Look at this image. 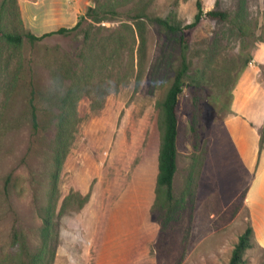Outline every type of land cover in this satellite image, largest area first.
<instances>
[{
    "label": "rangeland",
    "instance_id": "1",
    "mask_svg": "<svg viewBox=\"0 0 264 264\" xmlns=\"http://www.w3.org/2000/svg\"><path fill=\"white\" fill-rule=\"evenodd\" d=\"M89 7L70 35L4 37L72 27ZM218 7L227 20L204 18L190 34L169 204L156 188L161 103L181 48L179 33L153 18L190 23L197 0H0V264H229L249 225L244 264H264V225L242 199L256 172L225 125L264 40V2ZM47 206L53 230L44 232Z\"/></svg>",
    "mask_w": 264,
    "mask_h": 264
},
{
    "label": "trees",
    "instance_id": "2",
    "mask_svg": "<svg viewBox=\"0 0 264 264\" xmlns=\"http://www.w3.org/2000/svg\"><path fill=\"white\" fill-rule=\"evenodd\" d=\"M220 0H216L215 6L209 10H205L202 0H197L198 11L195 15L194 21L186 23L184 25L172 21L169 18H163L156 16L153 18L155 22L165 27L171 32L179 33V43L181 48V65L178 73L174 79L173 84L168 89L162 103L163 113V134L158 155V173L156 180V188L159 190L161 187H166L167 201L171 204L174 200V177L178 169V146L177 140L179 135V96L183 91L185 84V78L189 77L190 63L188 60V49L190 47V34L195 30L202 22L204 18H211L216 20L225 21L229 17V13L226 10L219 9ZM93 11V7H89L87 13L79 16V20L72 27L61 26L56 30L45 32L41 35H36L33 32L26 33H15L7 32L4 33V37L12 43H20L23 38H26L31 43L42 40L45 37L61 34L70 35L76 31L82 25L83 20L89 16V12ZM247 63V62H246ZM197 81V80H196ZM198 84V83H197ZM198 88V85H195ZM33 98V97H32ZM31 98L32 107V121L33 127L36 131L38 128V112L37 107ZM262 136L264 137V126L262 129ZM246 191L242 195V199L245 200ZM53 209L47 206L42 213L43 225L42 231L49 232L53 230ZM15 238L21 240V247L23 251L28 252V246L25 241V236L20 230L15 229ZM253 235L254 229L252 225H249L243 233L240 234L238 241L235 243L229 264H244V254L247 249L253 247Z\"/></svg>",
    "mask_w": 264,
    "mask_h": 264
},
{
    "label": "crops",
    "instance_id": "3",
    "mask_svg": "<svg viewBox=\"0 0 264 264\" xmlns=\"http://www.w3.org/2000/svg\"><path fill=\"white\" fill-rule=\"evenodd\" d=\"M208 1L209 8L216 2ZM256 45L253 65L246 66L233 89L232 112L225 117V125L246 168L256 172L253 183L246 189L245 204L251 209L254 223L264 225V78L258 70V65H264V40ZM261 177V183L256 185ZM262 245L264 248V242Z\"/></svg>",
    "mask_w": 264,
    "mask_h": 264
},
{
    "label": "clouds",
    "instance_id": "4",
    "mask_svg": "<svg viewBox=\"0 0 264 264\" xmlns=\"http://www.w3.org/2000/svg\"><path fill=\"white\" fill-rule=\"evenodd\" d=\"M59 81V78H56Z\"/></svg>",
    "mask_w": 264,
    "mask_h": 264
},
{
    "label": "built area",
    "instance_id": "5",
    "mask_svg": "<svg viewBox=\"0 0 264 264\" xmlns=\"http://www.w3.org/2000/svg\"><path fill=\"white\" fill-rule=\"evenodd\" d=\"M251 65H253V63H251Z\"/></svg>",
    "mask_w": 264,
    "mask_h": 264
}]
</instances>
